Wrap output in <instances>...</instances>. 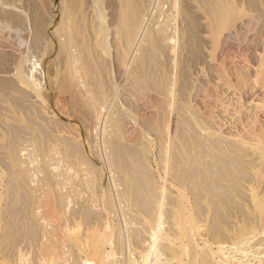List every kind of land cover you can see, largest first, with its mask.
Wrapping results in <instances>:
<instances>
[{"label":"rangeland","instance_id":"374dc122","mask_svg":"<svg viewBox=\"0 0 264 264\" xmlns=\"http://www.w3.org/2000/svg\"><path fill=\"white\" fill-rule=\"evenodd\" d=\"M6 1H8V4ZM91 1L95 2V0H0V32H2L3 30L8 31L10 29L11 35H15L16 29L20 27L21 24H24L25 22H30V17L32 15H35L34 17L36 18L37 23L31 22L32 30H34V28L35 30L31 31L30 36L28 37L29 43L32 44L33 42L32 45L35 44V47H36L35 55H37L35 58L40 59V60L42 59V55L40 53H42L41 51L43 49H42V46L40 45H43V41L45 40V37L50 36L54 40V51L49 55L47 59L44 58V60H42V64L34 72V76L38 79L41 78L40 80L44 82L42 93L38 94L35 91L30 92L24 87L18 85L17 81L15 80V77L12 74H9V73L4 74L0 72V192H1L0 194V204H1L0 205V264H9V262L12 263V259L8 260L9 254L12 256V258H14L15 261L19 259L18 256H20V259L21 258L24 259L23 256L25 255L21 256L22 253L26 254L25 256L26 259L24 260H27V261L24 262V260L19 259L18 263L16 264H22L23 262L24 264H32V263L33 264H46V263L54 264L55 262H56L55 264H63L61 263V261L64 262V260L67 261V262H64V264H67L69 255L72 254V249L79 250V247L72 246L70 243H67V241H65V243L64 242L61 243V241H63V239L61 240V238H63L62 236L66 235L68 232L67 230H65L67 227L64 229L65 230L64 232V230L62 229V227L64 228V226H60L59 223L63 225L64 224V223L62 224L63 221L66 223L65 219L67 220V218L69 219L71 218L68 221H72L73 224L71 222H68V225L70 223L72 227L74 226V229H73L74 234L76 235L80 234L79 236H83L81 233L83 232L85 233V231H87V227H90L92 224L96 225V227L94 228L97 229L98 224L100 227L101 222L103 221L108 222V224L114 227L116 223L118 225V223H120L121 221V220L119 221L120 219V215H118L119 211L116 212L114 215V211H116L117 209H120V203H119V198H118L120 196H121L120 200L122 201V203H124L123 207L125 208L124 210L125 213H129V215L126 214V216L127 217L130 216L129 218H126V219L131 223L134 222L132 224L135 226H133L134 228H131V230L129 231L128 239L124 235L126 239L122 237V239H120L119 242L117 240L112 243H109V242L106 243L107 246H105V248L107 249L106 250L107 252L112 251V253L114 252L118 253L117 254L118 261H116L118 264H123V263L126 264L128 262L129 256L127 257V253L125 252L127 250V247H129V244H132L133 250L137 253L136 255L140 254L141 252L140 250L142 249L141 245L143 243L142 236H146V234L150 232L152 224L156 220V217H157L156 210H157L158 203L161 202L159 196L162 190L164 192L166 191L165 199L164 201L161 202V206L164 207L163 209H165L164 211L166 213V217H167L166 219L174 221L175 218H177L179 215V220H181L179 221V223L181 227L185 226L186 224V221L183 219L191 215V212L197 213V210L200 212V214L199 213L197 214L198 215L197 219L201 218L199 219L201 221L200 224H202L204 228H207L211 225V223H216L217 225L219 224L218 220L221 219V217L219 218L218 214L220 213L222 214L226 213L228 215L229 214L228 212L233 211L237 215L244 214L246 212V209H248V207H246L245 204L248 203L249 199L254 198V199L262 200L264 202V183H263L264 182V165L262 166V164H264V158H263L264 157V144L261 142L262 132L261 130H259L260 127L258 128L256 127V126H261V125H262L261 127L264 126L263 125L264 123H262L264 122L263 121L264 120V111H263L264 110V95L262 93L264 89L263 87L262 89L260 87H255L253 89L254 91L253 95L248 93V95L245 96V93L244 95H242L243 91L242 89L239 88L238 81H237L238 78H241V77L243 78V76H247L246 75L248 74L247 67L254 68L257 70V72H259V70L262 67V63L264 62V57H262L264 55V51H263L264 45L262 44V42L264 41V20H263L264 19V16H263L264 15V0H225V1L220 0V2L219 0H216V2L218 1L219 5H221L218 8L219 12L222 13L221 16H223L224 14L228 15V18L230 20V23L228 25L221 24L222 17L220 16V14L218 15L217 19H215L213 12H212L213 9L211 11V6H212L211 2L215 0H157V1L156 0H96L97 4L99 3L98 5L96 4V8L93 7V3H90ZM159 3H161L162 6L161 4L158 5ZM236 6L239 8L235 9ZM258 6L261 10L257 8ZM25 7H28L29 10H27ZM150 7L152 8L150 9ZM83 8L85 10H83ZM172 8H173V11H172ZM174 9H177V10H174ZM151 11L153 12L152 14H151ZM97 12L98 13L100 12L99 14L102 16V18L96 15ZM147 13L148 14L150 13L149 14L150 16ZM171 15H174L173 18ZM87 16L89 17L87 18ZM146 17H149V18L147 19ZM163 17H165V19ZM78 18L79 20H77L78 22L77 23L76 19ZM168 19H170V21ZM23 20L25 21L23 22ZM165 20L167 23H169V25L168 24L166 25ZM240 20H247L248 24L246 25V28H244L242 32H239L236 35L233 34L232 35L233 37L230 36V38L228 39L226 43L224 40L225 39L224 35L226 31L229 28L233 27V23H235L236 21H240ZM147 21L148 23L146 24ZM142 23L145 24L146 28H145V31L139 32V27ZM94 24L95 26L100 25L101 27L100 33L96 34V37H94L92 33ZM110 24H111L110 26L111 29L109 27ZM117 24H120V27ZM213 24L216 27H214ZM71 25L73 26L71 28L74 29V32L76 34L75 36L77 38L78 36H80L83 43L88 48V52H87L88 54H85V56L87 57H84L85 68H86V71L88 72V83L86 85L87 89L84 92L74 89L73 87L70 86V82H69L70 76L66 74L65 67H64V63H65L66 56H67V51H65V48L63 50L64 52L62 51L61 52L62 54L60 53L58 55L59 58L57 57V53L59 52V48H60L59 38L62 37L63 34H67L68 28ZM81 25H82V28L80 27ZM37 26L40 27L41 29L37 30L38 28ZM6 27L8 29H6ZM217 27L220 29L217 30ZM80 28H81V32H80ZM116 29L119 30V32L117 31L119 35L115 31ZM141 32H143L142 33L143 35L141 34ZM254 32L255 33L257 32L256 35H253L255 34ZM90 33H91V36H90ZM217 33H219L218 35L222 39H220L219 37L218 38L216 37L215 34ZM37 34L39 37L37 36ZM115 34H117L118 36ZM115 36L117 38H114ZM32 37L35 39V41H33ZM37 37H38V40H37ZM89 37L92 39L91 40L88 39ZM213 37H216V39H214ZM170 40L172 41V43L170 42ZM78 41H79V38H78ZM236 41L239 42V44ZM37 42H41L42 44L37 43ZM89 42L91 45L89 44ZM135 43H137L138 45ZM248 44L249 45L251 44L250 47ZM116 45L117 47H115ZM218 45H220L219 49H218ZM132 49L135 55L133 54ZM215 49H216V53L214 52ZM99 50L102 53V55L101 53H99ZM212 50H213L212 52L213 54H211ZM228 50L230 52L226 53L228 52ZM248 50H250V52ZM37 51H39V53ZM237 51L240 53H236ZM131 53H132L133 58L131 56ZM224 53H225V56H224ZM16 54H17V47L13 49V54L10 53L9 55L5 54L3 51L0 50V70H1V66L7 63L8 60L11 61L10 58L12 59V61L15 60L17 56ZM259 55L261 59L258 60ZM228 56L230 57V59ZM241 56H242L241 58L242 60L241 59L239 60ZM203 58H204V61H203ZM214 58L216 60V63L214 61ZM108 59L110 60L108 61ZM243 59L244 60L247 59V61L244 62ZM137 61L139 64L137 63ZM97 64H99V66H97ZM232 64L233 65L235 64V67ZM103 65L105 67H103ZM238 65H240V69ZM88 66L90 67V69ZM132 66L133 67L135 66L136 68L134 67L133 69ZM48 67H50V72H48V69H47ZM241 68H242V71H241ZM201 69L203 70L201 71ZM245 69H246V72L244 75V73L242 72ZM140 71H142V73ZM119 72L121 76H119ZM238 72L240 73V75L238 74ZM234 74L236 75L234 76ZM254 75H255L254 72L250 76L248 74L249 77H255ZM63 76L67 77V79ZM203 77H205L206 79ZM226 77L230 81H227ZM207 78L210 80V82ZM195 80L197 81L195 82ZM225 80L227 81V83ZM198 81L201 82L203 85L201 89L199 90V92L194 94V87L198 83ZM229 82H232V83L234 82V84H231ZM103 88L106 89L107 91L104 90ZM150 91L158 95V103H157L158 105L156 104L153 107L154 118L153 116L152 117L148 116L149 120L146 117L142 119V117L138 113V107L135 108V106H137V102L142 97H144V95L147 92H150ZM228 92H230L231 94ZM77 94L79 95V97H77L78 96ZM80 95L82 96L80 97ZM109 96H110V100L107 102V100L109 99ZM197 96L199 97L197 98ZM160 100H162L163 104L162 102H160ZM171 100H173L172 104H171ZM111 101L113 102L110 103ZM167 102L170 104V109L175 110L173 113L174 114L176 113L175 115L179 121V122L178 121L176 122L175 127L173 128V131H172L173 135L171 134L172 136L171 135L169 136L165 128V121L167 119L166 114H169V112H172V110L171 111L169 110V106H168L169 104ZM109 104H110V107H109ZM159 104H162L161 108L164 110L160 108ZM164 105L166 106V108ZM107 106L109 108H107ZM95 109L102 110V112L104 113V114L102 113L103 116L100 121L101 123L97 125L93 121V119L89 120V118L94 117L95 112H96ZM107 109L109 110L107 111ZM115 110H117V112ZM105 112L108 114V116L106 115ZM158 113L159 114L161 113L160 118H159ZM179 114L180 116H178ZM182 115H184L183 116L184 118L182 117ZM47 116L49 117V119ZM257 117L259 118L257 119ZM131 118L134 119L135 121L134 120L132 121ZM213 118H216L220 122L216 123L215 121L216 123L215 124L214 121H212ZM50 119H52L53 121ZM159 119L162 123L159 121ZM186 119L188 120L186 121ZM46 120L48 123H46ZM55 120L58 122L57 123L58 125L56 124ZM117 120H120L122 125H126V126L134 125L136 126L135 127L136 130H137V127H138V130L141 129L140 131L137 130L139 135L137 132H135L132 135L133 137H130L129 140L122 139L121 137H119L118 132L116 130L118 126L121 124H119ZM145 120H146V123L144 122ZM59 121L63 122L62 124L64 125L63 127L61 124H60L61 126L59 125L60 123ZM107 122L110 124H107ZM133 122L136 124H134ZM211 123L214 125H212ZM47 124H51V125L48 126ZM91 124H93L95 127H92ZM178 124L182 126V130H184L185 132L182 131L181 128L179 129ZM106 125L110 127L111 129L110 128L107 129ZM146 125L147 126L149 125V127H146ZM52 127L53 129H51ZM59 127H62V128H59ZM103 127H105L106 130L108 131L103 130L105 129ZM60 129L61 131H64V132L68 131L67 133L74 134L77 137L76 141L74 140L72 142L74 147L70 141H67L68 143L66 144H68L69 146H66V144L64 143V140L58 137L57 134L60 132L58 131ZM98 129L100 131L99 133H98ZM178 129L179 131L181 130L180 133H178ZM248 129H250V131ZM191 130L194 131L193 133L191 132L193 134V138H192L191 133H189ZM104 131H106V133L111 131L109 136H111L113 133V136L111 137L112 138L114 137L115 141L117 142L116 144H114V146L117 144L119 145L118 142L120 141H121L120 142L121 144L122 142L123 144L125 143L124 146L120 144V147H121L120 153L122 152L121 153L122 156L124 155L127 159L123 156V159L121 157L120 161L114 162L113 158L115 157H113L114 156L113 150L112 148H110L109 146L107 147L106 145L105 139H107L106 138L107 136L103 134ZM186 133H188V135ZM198 133H200V135ZM185 134H186V137H188V140L185 138ZM55 135H57V137ZM179 135H181V138ZM93 136L97 138H94ZM102 136H105V137H102ZM100 138L102 141L100 140ZM198 138L201 139V141L200 140L198 141L201 144L199 143L197 144L201 146L203 145L202 147L198 146L196 143H195L196 146L195 144H193L195 140L196 141L198 140ZM168 141L169 143H167ZM188 141L190 142V144ZM211 141H213V144L214 143L215 144L213 145L212 143H210ZM223 141H226L228 143L226 144ZM101 142H105V144L104 143L101 144ZM206 143L208 144L204 146V144ZM78 144H80V146ZM187 144L188 146L189 145L190 146L188 147ZM93 145H95V147ZM128 145L130 147H128ZM98 146H100V148ZM168 146L169 148H167ZM68 147H70V149ZM131 147H133V150ZM190 147H191V150H189ZM203 147L205 150H207L206 152H204L205 150L202 149ZM228 147L230 149H228ZM34 148L36 150L35 152L33 150ZM73 148L74 150L76 148V150L78 151L80 149V151L79 152L74 151ZM101 148H103L105 152ZM98 149L100 150L99 152H98ZM129 149L132 150L133 152H131ZM127 150L129 151L127 152ZM200 150L201 151L204 150V151L201 153ZM167 151L169 154L167 153ZM208 151L210 154L211 153L212 154L210 155ZM164 152H166V154ZM196 152L199 154H196ZM214 152H216L215 153L216 155L213 154ZM34 153L37 154V157H35ZM99 154L100 156L98 157ZM167 154H168L167 156L168 161H166ZM200 154L202 156H200ZM79 155H80V158H79ZM82 155L83 156L87 155V156L85 158L84 157L82 158L81 157ZM106 155L109 158H106L107 157ZM174 155L175 156L178 155L177 156L178 158L176 157L177 160L179 159L178 164L177 162H175L176 159H174L175 158ZM71 156H74V157H71ZM189 156L190 158L192 156L191 161H190ZM231 159H233V161ZM235 159H237L238 161H235ZM123 160L124 161L126 160L127 163L124 162ZM202 160L204 161L206 160L204 162L205 164L203 163ZM225 160H227L226 162L227 165L224 162ZM228 160H231V161L228 162ZM35 161L36 163H34ZM142 161L143 163H141ZM165 161H166V164L168 165L165 164ZM206 162L207 164L208 163L210 164L212 162L214 163V164L212 163L213 165H211L213 171L210 169L209 164H208L209 167L207 166ZM114 164H117V167ZM164 164H165V167H164ZM194 164L196 165V167H193ZM144 165H147V167H145ZM70 166L71 167L73 166V168H71ZM105 166H107L106 168L108 170L110 169V172L105 168ZM218 166L220 167V170L218 169ZM69 167L71 169L67 170L69 169ZM200 167H201L202 172H199ZM90 168L92 169V171ZM135 168L137 169V171L135 170ZM59 169H60V172L62 173L59 172ZM164 169H167V172L166 170L164 171ZM209 169L211 172L209 171ZM190 171L192 172L194 171L195 173L193 174ZM218 171H221V172H218ZM202 173H203V178H202ZM63 174L65 175L66 178L62 176ZM191 174L195 176H191ZM190 176L192 177L191 180H190ZM232 176L234 179L232 178ZM118 177L121 179H118ZM164 178L166 179L165 182H164ZM201 178L203 179V181H201L202 180ZM62 179L64 180L63 182H61ZM113 179L115 182L113 181ZM209 179L211 182H209ZM167 180L169 181V183ZM194 180H196L195 181L196 183H191V182H194ZM216 181L221 182V185L219 182H217L219 183L218 185H220V187L217 184L214 186L215 184L214 182ZM120 182L123 184V186ZM163 182L165 183L166 186L163 184ZM233 182L235 184H233ZM118 183H120L121 185L120 184L118 185ZM149 183L151 184V187H148L150 185ZM152 184H154L155 186L154 185L152 186ZM196 184L199 190L196 187ZM89 185L91 186V188ZM211 186L213 190L210 189ZM152 187L153 188L155 187V189L152 190ZM157 187L158 189L161 187L159 189L160 192L158 189H156ZM188 187H190L189 190H188ZM97 188L99 189V191H97L98 190ZM107 188L110 189L109 192L107 191ZM238 188H240L239 189L240 191L238 190ZM90 189H93L94 191ZM192 190L193 192H191ZM214 192L216 194H214ZM200 193L202 194L201 196H200ZM141 194H143L144 196L142 198L143 200H140L142 197ZM192 194L194 195V197L192 196ZM137 195L141 197L138 198ZM111 196H112V199H111ZM170 196L172 198H170ZM187 196H188V199H186ZM146 199H148L149 201ZM198 199H199V204L195 202V200L198 201ZM111 200L113 201L112 203H110ZM210 200L211 201L216 200L218 201V203L216 205L214 203L209 204V202H211ZM193 202L195 203L193 204ZM237 202H238V205L236 204ZM153 203H156V204H153ZM175 203H177L179 206H177V204ZM200 205L203 208H201ZM215 206L218 208H216ZM190 207H192V209ZM204 207H205V210H204ZM146 208L148 209V212ZM36 210H37V214H36ZM110 210L112 211L110 212ZM206 210L208 211L206 212ZM250 211L254 214H261V213L264 214V207L252 208L250 209ZM182 212H183V215H182ZM205 212L207 213L206 214L207 217H205ZM85 213L87 215L91 214L92 216L90 215L87 217ZM110 213H113V214L110 215ZM61 214H65V215H62L61 217ZM48 215L49 217H51L50 219L48 218ZM94 215L98 216L100 219L98 217L95 218ZM151 215L153 217L152 220H150ZM41 216L42 218H45V221L41 219ZM131 216L133 217V219ZM135 217L138 218L137 221L135 220L136 219ZM149 217L150 219H148ZM59 218L63 220H59ZM98 219L101 221H99ZM33 220L35 221L36 225L34 224ZM55 220L57 223L55 222ZM138 221H140V224L138 223ZM31 222H33L32 225H31ZM43 222H44V225H43ZM45 222H46V225H45ZM137 223L138 225H136ZM77 226L78 228H76L75 230V227ZM141 226L143 228L145 227V229L141 228ZM31 227H32V230H31ZM44 227H46L45 230H43ZM192 227H195V224ZM95 229H93L92 232H95ZM54 230H56L57 232ZM52 231H54L55 234H53ZM60 231L64 232V234L61 233ZM98 231L99 230L97 229L96 232ZM143 232L144 233L146 232V233L144 234ZM29 233L31 234L32 237H30ZM45 233L47 234L48 237L46 235L44 236ZM15 238H16V241H15ZM47 239L49 240V243L48 241H46ZM134 239H136V242ZM17 241L18 243H16ZM137 243H140V244L138 245ZM16 244L17 245L19 244L18 246L21 245L20 247L24 249V250L22 249V253L20 252L19 254H17ZM48 244L50 245V248H48L49 246ZM62 244L63 245L65 244V245L63 246ZM42 247H45V248L41 249ZM60 247L62 248L63 251L61 250ZM46 248L48 249L47 251H46ZM124 248H125V252L123 251ZM64 250H65V254H64ZM53 252L55 255L54 257L53 256L51 257L52 254L50 253H53ZM120 252H121V256H120ZM80 253L79 251L77 253L78 255L73 253L74 254L73 259L77 263L79 262L77 261V258L78 260H79V257L81 258ZM48 255H50L49 256L50 258L48 257ZM41 256L43 258H40ZM55 256H57L56 258L57 261H55L56 260ZM29 258L32 261L28 260ZM33 259H35V261ZM42 259H44L45 261L44 260L41 261ZM94 259L96 262H98L97 256H94ZM21 261L23 262L19 263ZM172 261L175 262V259H172Z\"/></svg>","mask_w":264,"mask_h":264},{"label":"bare ground","instance_id":"6f19581e","mask_svg":"<svg viewBox=\"0 0 264 264\" xmlns=\"http://www.w3.org/2000/svg\"><path fill=\"white\" fill-rule=\"evenodd\" d=\"M157 1V0H156ZM225 1V0H224ZM7 2V4H8V1H6ZM74 2V1H73ZM124 2V1H123ZM202 2V1H201ZM208 2V1H207ZM219 2H220V0H219ZM219 2L217 1L216 2V0L215 1H213V2H211V4H212V6H211V11H212V9H213V15H214V17H215V19H217V17H218V15L220 14V16H221V14L222 13H220L219 12V10H218V8H219V6H221V5H219ZM84 3V2H83ZM90 3H93V7L94 8H96V4H97V1L95 0V2L93 1H91ZM157 3V2H156ZM190 3V2H189ZM205 3V2H204ZM78 4V3H77ZM99 4V3H98ZM97 4V5H98ZM161 3H159L158 5H160ZM73 5V4H72ZM86 5V4H85ZM152 5V4H151ZM154 5H156V4H154ZM223 5V4H222ZM79 6V5H78ZM161 6H162V4H161ZM196 6V5H195ZM242 6V5H241ZM257 6V5H256ZM85 7V6H84ZM157 7V6H156ZM172 7V6H171ZM27 10H29L28 9V7H25ZM97 8H98V6H97ZM152 7H150V9H151ZM175 8V7H174ZM195 8V7H194ZM236 8H239V7H235V9ZM249 8V7H248ZM257 8H259V6L257 7ZM89 9V8H88ZM101 9V8H100ZM159 9V8H158ZM234 9V8H233ZM234 9V10H235ZM245 9V8H244ZM83 10H85L84 8H83ZM96 10V9H95ZM155 10V9H154ZM174 10H177V9H174ZM198 10V9H197ZM259 10H261L260 8H259ZM150 11V10H149ZM158 11V10H157ZM172 11H173V8H172ZM209 11V10H208ZM170 12V11H169ZM175 12V11H174ZM198 12V11H197ZM217 14H216V13ZM260 12V11H259ZM90 13V12H89ZM88 13V14H89ZM100 13V12H99ZM98 12H97V16L98 17H101L102 18V16L99 14ZM153 12L151 11V14H152ZM172 13V12H171ZM148 14V13H147ZM150 14V13H149ZM148 14V15H149ZM176 14V13H175ZM261 14V13H260ZM105 15V14H104ZM224 15H225V17H224ZM223 16H221L222 18H221V24L222 25H228L229 23H230V20H229V18H228V15L227 14H224ZM244 15V14H243ZM253 15V14H252ZM262 15V14H261ZM35 15H32L31 17H30V22H25L24 24H21L20 25V27H18L17 29H16V32H15V35H11V33H10V29L8 30V31H6V30H3L2 32H0V50L1 51H3L5 54H7V55H9L10 53L11 54H13V49H15L16 47H17V56H16V58H15V60H13L12 61V59L10 58V60L11 61H7V63H5L4 65H2L1 66V70H0V72H2V73H4V74H12L14 77H15V80L17 81V84L18 85H20V86H22V87H24L25 89H27V90H29L30 92L31 91H35V92H37L38 94L39 93H42L43 92V83L44 82H42V80H40V79H38V78H36L35 76H34V72H35V70L38 68V67H40V65L42 64V60H44V58L45 59H47L48 57H49V55L54 51V40H53V38H51L50 36L48 37H45V40L43 41V45H40V46H42V53H40L41 55H42V59L40 60V59H37V58H35L37 55H35V53H36V50H35V44L34 45H32L33 44V42H32V44L31 43H29V41H28V37L30 36V32L31 31H34L35 30V28H34V30H32V23L31 22H35V23H37V21H36V18L34 17ZM78 16H80V15H78ZM137 16V15H136ZM150 16V15H149ZM166 16H167V14H166ZM172 16V18H173V16L174 15H171ZM170 16V17H171ZM195 16V15H194ZM200 16V15H199ZM212 16V15H211ZM251 16V15H250ZM264 16V15H263ZM89 16H87V18H88ZM92 17V16H91ZM231 17V16H230ZM54 18V17H53ZM80 18V17H79ZM79 18L78 19H76V22H77V20H79ZM100 18V19H101ZM147 19L149 18V17H146ZM164 19H165V17H163ZM168 18V17H167ZM201 18V17H200ZM65 19V18H64ZM140 19V18H139ZM238 19V18H237ZM68 20V19H67ZM83 20V19H82ZM91 20V19H90ZM94 20V19H93ZM108 20V19H107ZM142 20H143V18H142ZM169 21H170V19H168ZM207 20V19H206ZM205 20V21H206ZM264 20V19H263ZM25 20H23V22H24ZM133 21V20H132ZM136 21V20H135ZM145 21H146V19H145ZM168 21V22H169ZM204 21V20H203ZM262 21V20H261ZM42 22V21H41ZM44 22V21H43ZM75 22V23H76ZM96 22V21H95ZM138 22V21H137ZM158 22V21H157ZM165 22H166V20H165ZM34 23V24H35ZM45 23H46V21H45ZM63 23V22H62ZM78 23V22H77ZM82 23V22H81ZM108 23H109V21H108ZM130 23H131V21H130ZM148 23V21L146 22V24ZM207 23V22H206ZM255 23H256V21H255ZM254 23V24H255ZM44 24V23H43ZM48 24V23H47ZM46 24V25H47ZM66 24V23H65ZM122 24V23H121ZM169 25V23H167L166 22V25ZM198 24V23H197ZM209 24V23H208ZM248 24V22H247V20H240V21H236L235 23H233V27L232 28H229L227 31H226V33H225V35H224V40H225V42L227 43V41H228V39L230 38V36H232L233 34H238L239 32H242V30L244 29V28H246V25ZM104 25V24H103ZM108 25V24H107ZM115 25H116V23H115ZM114 25V26H115ZM119 27H120V24H117ZM138 25V24H137ZM160 25V24H159ZM201 25V24H200ZM211 25V24H210ZM230 25H232V24H230ZM256 25V24H255ZM34 26V25H33ZM44 26V25H43ZM60 26V25H59ZM111 26V24L109 25V27ZM132 26V25H131ZM145 26V24H141L140 25V27H139V32L140 31H145V28H146V26ZM213 26H214V24H213ZM212 26V27H213ZM38 27V26H37ZM71 27H73L72 25L71 26H69V28H68V32H67V34H63L62 35V37H60L59 38V44H60V48H59V52H58V50H57V57L59 58V54L64 50V48H65V51H67V56H66V60H65V63H64V67H65V72H66V74H68L69 76H70V80H69V82H70V86L71 87H73L74 89H77V90H79V91H85L86 89H87V83H88V72L86 71V68H85V64H84V57H87V56H85V54H88L87 52H88V48L86 47V45L83 43V41H82V39H81V37L80 36H78V38H79V41H78V38L75 36L76 34H75V32H74V29L73 28H71ZM77 27V26H76ZM81 28H82V25L80 26ZM90 27V26H89ZM113 27V26H112ZM118 27V28H119ZM166 27V26H165ZM203 27V26H202ZM214 27H216V26H214ZM231 27V26H230ZM9 28H10V26H9ZM44 28V27H43ZM81 28H80V32H81ZM115 28V27H114ZM176 28V27H175ZM210 28V27H209ZM249 28V27H248ZM6 29H8L7 27H6ZM41 28L40 27H38L37 28V30H40ZM59 29V28H58ZM64 29V28H63ZM110 29H111V27H110ZM144 29V30H143ZM168 29H169V27H168ZM211 29V28H210ZM218 29H220V28H218L217 27V30ZM227 29V28H226ZM262 29V28H261ZM45 30V29H44ZM86 30V29H85ZM100 30H101V27H100V25L99 26H95V24H94V27H93V30H92V33H93V35H94V37H96V34H98V33H100ZM138 30V29H137ZM176 30V29H175ZM209 30V29H208ZM259 30V29H258ZM87 31V30H86ZM88 31H90V30H88ZM116 32L118 31L119 32V30H115ZM174 31V30H173ZM199 31H200V29H199ZM210 31V30H209ZM225 31V30H224ZM260 31V30H259ZM258 31V32H259ZM46 32V31H45ZM115 32V33H116ZM118 32H117V34H118ZM212 32V31H211ZM211 32H210V34H211ZM221 32H222V30H221ZM59 33V32H58ZM143 32H141V34H142ZM156 33V32H155ZM176 33H177V31H176ZM255 33V32H254ZM257 33V32H256ZM256 33L255 34H253V35H256ZM35 34V33H34ZM80 34V33H79ZM86 34V33H85ZM117 34H115V35H117ZM134 34H135V32H134ZM137 34H138V32H137ZM140 34V33H139ZM140 34V35H141ZM166 34H167V32H166ZM219 33H217V34H215L216 35V37L218 38L219 37V35H218ZM33 35V34H32ZM44 35V34H43ZM54 35V34H53ZM59 35V34H58ZM111 35V34H110ZM119 35V34H118ZM117 35V36H118ZM143 35V34H142ZM141 35V36H142ZM145 35V34H144ZM147 35V34H146ZM174 35V34H173ZM222 35H223V33H222ZM248 35V34H247ZM258 35V34H257ZM37 36H38V34H37ZM90 36H91V33H90ZM160 36V35H159ZM163 36V35H162ZM168 36V35H167ZM201 36V35H200ZM238 36V35H237ZM241 36V35H240ZM39 37V36H38ZM38 37H37V40H38ZM64 37V38H63ZM111 37V36H110ZM135 37V36H134ZM145 37V36H144ZM174 37V36H173ZM216 37H213L214 39H216ZM222 37V36H221ZM233 37V36H232ZM250 37V36H249ZM252 37V36H251ZM258 37V36H257ZM256 37V38H257ZM33 38V37H32ZM31 38V39H32ZM42 38V37H41ZM100 38V37H99ZM114 38H117L116 36L114 37ZM113 38V39H114ZM156 38H157V36H156ZM159 38V37H158ZM162 38V37H161ZM207 38V37H206ZM220 38V37H219ZM237 38V37H236ZM247 38V37H246ZM88 39H92V38H88ZM88 39H87V41H88ZM139 39H140V37H139ZM147 39V38H146ZM213 39V40H214ZM220 39H222V38H220ZM251 39V38H250ZM254 39V38H253ZM41 40V39H40ZM85 40V39H84ZM89 40V41H90ZM138 40V39H137ZM168 40V39H167ZM173 40H174V38H173ZM210 40V39H209ZM212 40V41H213ZM239 40V39H238ZM245 40H247V39H245ZM255 40V39H254ZM33 41H35V39L33 38ZM115 41V40H114ZM124 41V40H123ZM178 41V40H177ZM240 41V40H239ZM74 42V43H73ZM116 42V41H115ZM118 42V41H117ZM128 42V41H127ZM138 42V41H137ZM170 42L172 43V41L170 40ZM175 42V41H174ZM234 42V41H233ZM237 42V41H236ZM255 42V41H254ZM264 42V41H263ZM262 42V44L264 45V43ZM37 43H40V44H42L41 42H37ZM73 43V44H72ZM145 43V42H144ZM148 43V42H147ZM202 43V42H201ZM215 43H216V41H215ZM220 43V42H219ZM218 43V44H219ZM238 44H239V42H237ZM249 43V42H248ZM89 44H90V42H89ZM114 44V43H113ZM135 44H137V43H135ZM142 44V43H141ZM230 44V43H229ZM229 44H228V46H229ZM242 44V43H241ZM39 45V44H38ZM91 45V44H90ZM89 45V46H90ZM138 45V44H137ZM249 45V44H248ZM251 45V44H250ZM250 45H249V47H250ZM165 46V45H164ZM200 46H201V44H200ZM219 46L220 45H218V49H219ZM241 46V45H240ZM39 47V46H38ZM105 47V46H104ZM114 47V46H113ZM115 47H117V45L115 46ZM136 47H138V46H136ZM148 47V46H147ZM217 47V46H216ZM239 47V46H238ZM246 47V46H245ZM244 47V48H245ZM255 47V46H254ZM211 48V47H210ZM247 48V47H246ZM252 48V47H251ZM40 49V48H39ZM126 49V48H125ZM137 49V48H136ZM149 49V48H148ZM163 49V48H162ZM201 49V48H200ZM224 49V48H223ZM232 49V48H231ZM115 50V49H114ZM128 50V49H127ZM142 50H144V49H142ZM260 50V49H259ZM105 51V50H104ZM132 51H133V49H132ZM140 51V50H139ZM236 51V50H235ZM240 51V50H239ZM245 51V50H244ZM249 52H250V50H248ZM264 51V50H263ZM38 53H39V51H37ZM64 52V51H63ZM98 52V51H97ZM128 52V51H127ZM213 52V50L211 51V54H213L212 53ZM215 53H216V49H215V51H214ZM225 52V51H224ZM230 51L228 50V52H226V53H229ZM66 53V52H65ZM99 53H101L100 52V50H99ZM126 53V52H125ZM202 53V52H201ZM205 53V52H204ZM223 53V52H222ZM236 53H240V52H236ZM252 53H254V52H252ZM62 54V53H61ZM94 54V53H93ZM105 54H107V53H105ZM116 54V53H115ZM133 54H134V51H133ZM208 54H209V52H208ZM246 54V53H245ZM259 54V53H258ZM101 55H102V53H101ZM135 55V54H134ZM141 55V54H140ZM144 55H145V53H144ZM202 55V54H201ZM230 55V54H229ZM234 55V54H233ZM238 55V54H237ZM250 55V54H249ZM254 55V54H253ZM63 56V55H62ZM112 56V55H111ZM122 56V55H121ZM128 56V55H127ZM131 56H132V53H131ZM147 56V55H146ZM213 56V55H212ZM224 56H225V53H224ZM243 56H244V54H243ZM248 56V55H247ZM118 57V56H117ZM203 57V56H202ZM206 57V56H205ZM229 57V56H228ZM246 57V56H245ZM244 57V58H245ZM257 57V56H256ZM262 57H264V55L262 56ZM9 58V57H8ZM108 58V57H107ZM122 58V57H121ZM120 58V59H121ZM125 58V57H124ZM130 58V57H129ZM132 58H133V56H132ZM232 58V57H231ZM236 58V57H235ZM242 58V56L239 58V60ZM248 58V57H247ZM57 59V58H56ZM61 59V58H60ZM59 59V60H60ZM87 59V58H86ZM93 59V58H92ZM119 59V58H118ZM138 59V58H137ZM212 59H213V57H212ZM229 59H230V57H229ZM234 59V58H233ZM233 59H232V61H233ZM259 59H261V57H260V55H259V57H258V60ZM91 60V59H90ZM110 59H108V61H109ZM146 60V59H145ZM202 60V59H201ZM236 60V59H235ZM242 60V59H241ZM248 60H250V59H248ZM120 61V60H119ZM203 61H204V58H203ZM214 61H215V63H216V60H215V58H214ZM217 61H219V60H217ZM228 61V60H227ZM243 61L244 62H246L247 61V59L246 60H244L243 59ZM55 62H57V61H55ZM96 62V61H95ZM130 62V61H129ZM134 62H135V60H134ZM196 62V61H195ZM211 62V61H210ZM253 62V61H252ZM87 63V62H86ZM126 63V62H125ZM133 63V62H132ZM137 63H138V61H137ZM146 63V62H145ZM201 63V62H200ZM218 63V62H217ZM225 63V62H224ZM237 63V62H236ZM235 63V64H236ZM258 63H259V61H258ZM104 64V63H103ZM108 64V63H107ZM116 64V63H115ZM119 64H120V62H119ZM139 64V63H138ZM199 64V63H198ZM235 64L233 65L234 67H235ZM245 64H247V63H245ZM249 64V63H248ZM251 64V63H250ZM105 65V64H104ZM103 65V67H105ZM132 65H134V64H132ZM218 65V64H217ZM252 65V64H251ZM55 66V65H54ZM53 66V67H54ZM62 66H63V64H62ZM97 66H99V64H97ZM112 66H113V64H112ZM122 66V65H121ZM135 66H136V64H135ZM134 66V67H135ZM208 66V65H207ZM227 66V65H226ZM225 66V67H226ZM231 66V65H230ZM89 67V66H88ZM119 67V66H118ZM125 67H126V65H125ZM127 67H128V65H127ZM133 67V66H132ZM134 67H133V69H134ZM196 67V66H195ZM238 67H239V69H240V65H238ZM252 67V66H251ZM254 67V66H253ZM116 68V67H115ZM122 68V67H121ZM120 68V69H121ZM136 68V67H135ZM199 68V67H198ZM201 68V67H200ZM211 68V67H210ZM48 69V72H50V67H48L47 68ZM55 69V68H54ZM89 69H90V67H89ZM100 69H101V67H100ZM113 69V68H112ZM128 69V68H127ZM230 69H231V67H230ZM247 69H248V74H249V76L250 75H252L253 74V72H254V76L255 77H249L248 76V74H246L247 76H243V78L241 77V78H238V85H239V88L240 89H242V91H243V94L242 95H244V93H245V96L246 95H248V93L249 94H254V91H253V89L255 88V87H260L261 89H262V87H263V89H264V62L262 63V67H261V69L259 70V72H257V70L256 69H254V68H250V67H247ZM52 70H53V68H52ZM106 70V69H105ZM111 70V69H110ZM142 70V69H141ZM203 69H201V71H202ZM47 71V70H46ZM99 71V70H98ZM222 71V70H221ZM230 71V70H229ZM239 71V70H238ZM241 71H242V68H241ZM141 73H142V71H140ZM200 72V71H199ZM245 72H246V69L245 70H243V72L242 73H244V75H245ZM115 73V72H114ZM118 73V72H117ZM124 73V72H123ZM125 73H126V71H125ZM130 73H131V71H130ZM193 73V72H192ZM203 73V72H202ZM214 73V72H213ZM234 73V72H233ZM237 73V72H236ZM39 74V73H38ZM41 74V73H40ZM66 74H64V75H66ZM223 74V73H222ZM222 74H221V76H222ZM238 74L240 75V73L238 72ZM100 75V74H99ZM104 75V74H103ZM103 75H101V76H103ZM127 75V74H126ZM199 75V74H198ZM201 75V74H200ZM229 75V74H228ZM236 74H234V76H235ZM41 76V75H40ZM119 76H121L120 75V72H119ZM136 76V75H135ZM150 76V75H149ZM206 76V75H205ZM207 76H208V74H207ZM206 76V77H207ZM62 77V76H61ZM63 77H65V76H63ZM153 77H155V76H153ZM217 77H219V76H217ZM238 77V76H237ZM240 77V76H239ZM66 79H67V77H65ZM105 78V77H104ZM103 78V79H104ZM120 78H122V77H120ZM127 78H128V76H127ZM161 78V77H160ZM193 78V77H192ZM203 78H205V77H203ZM211 78V77H210ZM224 78V77H223ZM229 78V77H228ZM43 79V78H42ZM115 79V78H114ZM131 79V78H130ZM153 79V78H152ZM158 79H159V77H158ZM206 79V78H205ZM208 79V78H207ZM216 79V78H215ZM225 79V78H224ZM226 79H227V77H226ZM50 80V79H49ZM58 80V79H57ZM62 80V79H61ZM117 80H118V78H117ZM147 80V79H146ZM154 80H155V78H154ZM209 80V79H208ZM218 80V79H217ZM233 80V79H232ZM60 81V80H59ZM64 81V80H63ZM160 81V80H159ZM197 80H195V82H196ZM214 81V80H213ZM226 81V80H225ZM227 81H230L229 79H227ZM227 81H226V83H227ZM235 81V80H234ZM55 82V81H54ZM110 82H111V80H110ZM130 82H131V80H130ZM162 82H163V80H162ZM203 82H204V80H203ZM206 82V81H205ZM209 82H210V80H209ZM212 82V81H211ZM236 82V81H235ZM90 83V82H89ZM94 83H95V81H94ZM215 83H216V81H215ZM229 83H231V84H234V82L232 83V82H229ZM59 84H60V82H59ZM61 84H62V82H61ZM66 84V83H65ZM108 84V83H107ZM127 84V83H126ZM225 84V83H224ZM237 84V83H236ZM93 85V84H92ZM100 85V84H99ZM167 85V84H166ZM202 83L201 82H199L198 81V83L195 85V87H194V94H196L197 92H199V90L201 89V87H202ZM210 85H211V83H210ZM217 85V84H216ZM116 86H118V85H116ZM116 86H115V88H116ZM124 86V85H123ZM169 86V85H168ZM212 86H214V85H212ZM224 86V85H223ZM64 87V86H63ZM119 87H120V85H119ZM125 87V86H124ZM159 87V86H158ZM216 87V86H215ZM214 87V88H215ZM221 87V86H220ZM224 88V87H223ZM73 89V90H74ZM104 89V88H103ZM203 89V88H202ZM209 89H210V87H209ZM97 90V89H96ZM104 90H106V89H104ZM223 90V89H222ZM228 90V89H227ZM226 90V91H227ZM89 91V90H88ZM87 91V92H88ZM107 91V90H106ZM105 91V92H106ZM114 91V90H113ZM211 91V90H210ZM87 92H85V93H87ZM110 92V91H109ZM209 92V91H208ZM231 92V91H230ZM230 92H228V93H230ZM259 92V91H258ZM104 93V92H103ZM162 93H163V91H162ZM228 93H227V95H228ZM263 93V95H264V91L262 92ZM73 94V93H72ZM76 94V93H75ZM74 94V95H75ZM105 94V93H104ZM143 94V93H142ZM141 94V95H142ZM184 94V93H183ZM202 94V93H201ZM204 94V93H203ZM219 94V93H218ZM226 94V93H225ZM231 94V93H230ZM241 94V93H240ZM257 94V93H256ZM78 95V94H77ZM83 95V94H82ZM82 95H80V97L82 96ZM90 95V94H89ZM99 95V94H98ZM111 95H112V93H111ZM199 95V94H198ZM206 95V94H205ZM220 95V94H219ZM222 95V94H221ZM140 96V95H139ZM143 96V95H142ZM141 96V97H142ZM161 96V95H160ZM209 96V95H208ZM212 96V95H211ZM255 96V95H254ZM77 97H79V95L77 96ZM199 96H197V98H198ZM225 97V96H224ZM76 98V97H75ZM138 98V97H137ZM232 98V97H231ZM234 98V97H233ZM250 98V97H249ZM124 99V98H123ZM206 99V98H205ZM208 99V98H207ZM237 99H239V98H237ZM252 99V98H251ZM88 100V99H87ZM110 100V96H109V99L107 100V102ZM176 100V99H175ZM198 100V99H197ZM213 100V99H212ZM218 100V99H217ZM253 100V99H252ZM251 100V101H252ZM78 101V100H77ZM76 101V102H77ZM137 101V100H136ZM177 101V100H176ZM189 101V100H188ZM211 101V100H210ZM241 101V100H240ZM262 101V100H261ZM113 101H111L110 103H112ZM160 102H162V100H160ZM172 102H173V100H171V104H172ZM199 102V101H198ZM201 102V101H200ZM209 102V101H208ZM212 102V101H211ZM211 102H210V104H211ZM223 102V101H222ZM233 102V101H232ZM79 103V102H78ZM158 103V95L156 94V93H153V92H147L145 95H144V97H142L138 102H137V106H135V108L136 107H138V113H139V115L142 117V119L143 118H147L148 119V116L150 117H152L153 115H154V110H153V107L156 105ZM168 103V102H167ZM234 103V102H233ZM241 103V102H240ZM162 104H163V102H162ZM162 104H159V106H160V108L162 107ZM169 104V103H168ZM178 104V103H177ZM196 104V103H195ZM105 105H107V104H105ZM158 105V104H157ZM174 105V104H173ZM216 105V104H215ZM214 105V106H215ZM239 105V104H238ZM158 106V107H159ZM165 106V105H164ZM169 106V110L171 111L172 110V112H169V114H166L167 115V119H166V121H165V128H166V131H167V133L169 134V136L172 134V131H173V128L175 127V124H176V122L178 121V118L176 117V113L174 114L173 112L175 111V110H173V109H170V104L168 105ZM209 106V105H208ZM217 106V105H216ZM241 106V105H240ZM248 106V105H247ZM85 107V106H84ZM99 107V106H98ZM109 107H110V104H109ZM108 106H107V108H109ZM172 107V106H171ZM206 107H207V105H206ZM230 107V106H229ZM234 107V106H233ZM97 108V107H96ZM135 108H134V110H135ZM164 108V107H163ZM165 108H166V106H165ZM173 108V107H172ZM213 108V107H212ZM227 108V107H226ZM240 108V107H239ZM89 109V108H88ZM102 109V108H101ZM159 109V108H158ZM162 109V108H161ZM187 109V108H186ZM201 109V108H200ZM210 109V108H209ZM232 109V108H231ZM94 110V109H93ZM109 109H107V111H108ZM160 110V109H159ZM162 110H164V109H162ZM167 110V109H166ZM168 110V111H169ZM202 110H203V108H202ZM201 110V111H202ZM244 110V109H243ZM263 110V109H262ZM95 115H94V117L92 118H89V120H91V119H93V121L96 123V125L97 124H99V123H101L100 121H101V118H102V116H103V112H102V110H97V109H95ZM105 111V110H104ZM116 112H117V110H115ZM119 111V110H118ZM167 111V112H168ZM197 111V110H196ZM210 111V110H209ZM264 111V110H263ZM116 112H115V114H116ZM159 112V111H158ZM230 112V111H229ZM246 112V111H245ZM256 112V111H255ZM254 112V113H255ZM262 112V111H261ZM103 113V114H102ZM106 113V112H105ZM207 113V112H206ZM209 113V112H208ZM248 113V112H247ZM253 113V114H254ZM258 113H259V111H258ZM159 114V113H158ZM161 114V113H160ZM160 114H159V118H160ZM178 114V113H177ZM197 114V113H196ZM203 114V113H202ZM211 114V113H210ZM106 115L108 116V114L106 113ZM111 115V114H110ZM165 115V116H166ZM252 115V114H251ZM255 115V114H254ZM113 116V115H112ZM162 116V115H161ZM178 116H180V114L178 115ZM184 115H182V117H183ZM258 116H259V114H258ZM263 116V115H262ZM48 117V116H47ZM88 117V116H87ZM115 117V116H114ZM224 117V116H223ZM108 118V117H107ZM116 118V117H115ZM117 118H118V116H117ZM153 118H154V116H153ZM152 118V119H153ZM184 118V117H183ZM250 118V117H249ZM259 117H257V119H258ZM46 119V118H45ZM48 119H49V117H48ZM104 119H105V117H104ZM151 119V118H150ZM202 119V118H201ZM245 119V118H244ZM262 119V118H261ZM50 120H52V119H50ZM53 120H54V118H53ZM52 120V121H53ZM131 120L133 121L134 119H132L131 118ZM149 120V119H148ZM188 119H186V121H187ZM243 120V119H242ZM254 120H255V118H254ZM49 121V120H48ZM118 122H119V124H121V122H120V120H117ZM125 121V120H124ZM135 121V120H134ZM159 121H160V119H159ZM210 121V120H209ZM212 121H214V123H215V121H216V123H219L220 121L219 120H217L216 118H213L212 119ZM211 121V122H212ZM264 121V120H263ZM55 122H56V124L58 123L56 120H55ZM54 122V123H55ZM60 122V121H59ZM62 122V121H61ZM59 123V125L61 124H63V122L62 123ZM130 122V121H129ZM145 123H146V120L144 121ZM161 122V121H160ZM179 122V121H178ZM180 122H182V121H180ZM46 123H48L47 122V120H46ZM51 123H53V122H51ZM69 123V122H68ZM102 123H103V121H102ZM134 123V122H133ZM139 123V122H138ZM147 123H148V121H147ZM150 123H151V121H150ZM162 123V122H161ZM189 123V122H188ZM215 123V124H216ZM229 123V122H228ZM261 123V122H260ZM262 123H264V122H262ZM66 124V123H65ZM70 124V123H69ZM86 124H87V122H86ZM107 124H110V123H108L107 122ZM134 124H136V123H134ZM153 124V123H152ZM180 124V123H179ZM178 124V125H179ZM183 124H185V123H183ZM182 124V125H183ZM212 124V123H211ZM48 126H50L51 124H47ZM58 125V124H57ZM60 125V126H61ZM92 125V127H95L93 124H91ZM212 125H214V124H212ZM243 125H245V124H243ZM252 125V124H251ZM250 125V126H251ZM264 125V124H263ZM64 125H62V127H63ZM68 126V125H67ZM88 126V125H87ZM101 126H103V125H101ZM107 126V125H106ZM151 126V125H150ZM262 126V125H261ZM261 126H256L257 128L258 127H260L259 128V130H261V142L264 144V126L263 127H261ZM55 127V126H54ZM62 127H59V128H62ZM97 127V126H96ZM136 126H126V125H119L118 126V128H117V132H118V135H119V137H121L122 139H126V140H129L130 139V137H133L132 135H133V133H135V132H137V130H138V127H137V130H136V128H135ZM146 127H149V125L147 126L146 125ZM215 127H217V126H215ZM255 127V126H254ZM59 128H57V129H59ZM100 128V127H99ZM103 128H105V127H103ZM108 128H110V127H108L107 126V129ZM113 128V127H112ZM181 128V130H182V126H180L179 125V129ZM219 128V127H218ZM51 129H53V127L51 128ZM63 129H65V128H63ZM111 129V128H110ZM140 129V128H139ZM179 129H178V133H180V131H179ZM192 129V128H191ZM55 130V129H54ZM74 130V129H73ZM95 130V129H94ZM103 130H106V128L105 129H103ZM114 130V129H113ZM141 130V129H140ZM140 130H138V131H140ZM152 130H153V128H152ZM249 131H250V129H248ZM252 130H253V128H252ZM256 130V129H255ZM58 131H60L57 135H58V137L60 138V139H62V140H64V143L66 144V143H68L67 141H70L71 142V144H72V142L75 140L76 141V136L74 135V134H69V133H67V132H64V131H61V129L60 130H58ZM57 131V132H58ZM70 131V130H69ZM106 131H108V130H106ZM106 131H104V135L105 136H107L106 138L107 139H105L106 141V145H107V147L109 146L110 148H112V150H113V157H115V158H113L114 159V162L115 161H120L121 160V157H122V159H123V156H122V152L120 153V142H118L119 143V145L117 144V145H115L114 146V144H116L117 142L115 141V139H114V137L112 138L111 136H113V133H112V135L111 136H109L110 135V132L112 131H109V132H107L106 133ZM182 131H184V130H182ZM232 131V130H231ZM77 132V131H76ZM100 131H99V129H98V133H99ZM185 132V131H184ZM193 133L194 131H190L189 133ZM224 132V131H223ZM252 132V131H251ZM48 133H49V131H48ZM92 133V132H91ZM138 133V132H137ZM156 133V132H155ZM191 133V135H192V138H193V134ZM77 134V133H76ZM157 134V133H156ZM187 135H188V133H186ZM186 134H185V138L188 140V137H186ZM195 134H196V132H195ZM199 135H200V133H198ZM242 134H243V132H242ZM57 135H55L56 137H57ZM79 135V134H78ZM94 135V134H93ZM138 135H139V133H138ZM173 135V134H172ZM171 135V136H172ZM183 135V134H182ZM256 135V134H255ZM96 136V135H95ZM95 136H93L94 138H97V137H95ZM105 136H102V137H105ZM180 136V138H181V135H179ZM243 136V135H242ZM92 137V136H91ZM137 137V136H136ZM140 137V136H139ZM139 137H138V139H139ZM150 137V136H149ZM194 137H195V135H194ZM223 137V136H222ZM246 137H247V135H246ZM85 138V137H84ZM99 138V137H98ZM174 138V137H173ZM184 138V139H185ZM253 138V137H252ZM79 139V138H78ZM136 139V138H135ZM195 139V138H194ZM209 139V138H208ZM215 139V138H214ZM219 139V138H218ZM251 139V138H250ZM61 140V141H62ZM100 140H101V138H100ZM187 140H186V142H187ZM201 141V139H199L198 138V140L196 141L195 140V142L193 143V144H197V143H199V144H201L200 142H198V141ZM210 140H212V139H210ZM89 141V140H88ZM102 141V140H101ZM104 141V140H103ZM170 141V140H169ZM169 141L167 142V143H169ZM221 141H222V139H221ZM231 141V140H230ZM259 141V140H258ZM63 142V141H62ZM78 142V141H77ZM79 142H80V140H79ZM82 142V141H81ZM105 142H101V144H105ZM144 142V141H143ZM174 142H175V140H174ZM189 142V141H188ZM223 142H225L226 144L228 143V142H226V141H223ZM53 143V142H52ZM94 143H96V142H94ZM145 143V142H144ZM147 143V142H146ZM177 143V142H176ZM183 143H184V141H183ZM202 143H204V142H202ZM210 143H212L213 144V141H211ZM75 144V143H74ZM99 144V143H98ZM125 144V143H124ZM124 144H123V142H122V144L121 145H123L124 146ZM165 144V143H164ZM189 144H190V142H189ZM196 144H195V146H196ZM199 144H197L198 146H201V145H199ZM208 143H206V144H204V146H206ZM215 144V143H214ZM213 144V145H214ZM230 144H231V142H230ZM234 144V143H233ZM33 145V144H32ZM32 145H31V147H32ZM41 145V144H40ZM73 145V144H72ZM79 146H80V144H78ZM82 145V144H81ZM162 145V144H161ZM168 145V144H167ZM179 145V144H178ZM178 145H177V147H178ZM66 146H69L68 144H66ZM77 146V145H76ZM94 147H95V145H93ZM96 146H97V144H96ZM102 146V145H101ZM118 146V147H117ZM187 146H188V144H187ZM190 146V145H189ZM188 146V147H189ZM194 146V147H195ZM203 146V145H202ZM201 146V147H202ZM215 146H217V145H215ZM73 147H74V145H73ZM99 148H100V146H98ZM128 147H130L129 145H128ZM133 147H134V145H133ZM133 147H131L132 148V150H133ZM55 148V147H54ZM62 148V147H61ZM69 149H70V147H68ZM77 148V147H76ZM76 148H75V150H74V148H73V150L74 151H78V150H76ZM82 148V147H81ZM124 148V147H123ZM136 148V147H135ZM167 148H169V146L167 147ZM166 148V149H167ZM180 148V147H179ZM187 148V147H186ZM217 148V147H216ZM29 149V148H28ZM78 149V148H77ZM102 150H103V148H101ZM128 149V148H127ZM165 149V148H164ZM163 149V150H164ZM202 149H204V147L202 148ZM201 149V150H202ZM207 149H209V148H207ZM219 149H220V147H219ZM228 149H230L229 147H228ZM34 150V152L36 151L35 150V148L33 149ZM72 150V151H73ZM101 150V151H102ZM111 150V149H110ZM130 150V149H129ZM129 150H127V152L129 151ZM132 150H130L131 152H133ZM147 150V149H146ZM159 150V149H158ZM179 150H181V149H179ZM189 150H191V147H190V149ZM200 150V151H201ZM205 150V149H204ZM203 150V151H204ZM213 150V149H212ZM61 151V150H60ZM79 151H80V149H79ZM78 151V152H79ZM82 151V150H81ZM84 151V150H83ZM100 150L98 149V152H99ZM104 151V150H103ZM162 151V150H161ZM203 151H201V153L203 152ZM207 150H205L204 152H206ZM233 151V150H232ZM86 152V151H85ZM105 152V151H104ZM130 152V153H131ZM135 152V151H134ZM188 152H190V151H188ZM28 153H29V151H28ZM33 153V152H32ZM37 153V152H36ZM125 153V152H124ZM137 153V152H136ZM145 153H146V151H145ZM154 153V152H153ZM158 153V152H157ZM165 154H166V152H164ZM167 153H168V151H167ZM208 153H209V151H208ZM216 152H214L213 154L214 155H216L215 154ZM236 153V152H235ZM238 153V152H237ZM35 154V153H34ZM80 154V153H79ZM85 154V153H84ZM102 154V153H101ZM104 154V153H103ZM139 154V153H138ZM169 154V153H168ZM168 154L166 155V157L168 156ZM171 154V153H170ZM177 154V153H176ZM196 154H199V153H197L196 152ZM210 154V153H209ZM212 154V153H211ZM210 154V155H211ZM218 154V153H217ZM131 155V154H130ZM155 155V154H154ZM205 155V154H204ZM245 155V154H244ZM75 156V155H74ZM74 156H71V157H74ZM87 156V155H86ZM86 156H81L82 158L84 157H86ZM100 156V154L98 155V157ZM102 156V155H101ZM107 156V155H106ZM178 156V155H177ZM177 156H175L174 155V159H176V157ZM193 156V155H192ZM192 156H191V158H192ZM200 156H202L201 154H200ZM219 156V155H218ZM218 156H216V157H218ZM223 156V155H222ZM35 157H37V154H35ZM104 157V156H103ZM125 157V156H124ZM161 157V156H160ZM215 157V158H216ZM221 157V156H220ZM79 158H80V155H79ZM106 158H109L108 156L106 157ZM126 158V157H125ZM124 158V159H125ZM136 158V157H135ZM178 158V157H177ZM189 158H190V156H189ZM190 158V161L192 160ZM194 158V157H193ZM203 158H205V157H203ZM264 158V157H263ZM36 159V158H35ZM89 159V158H88ZM116 159V160H115ZM127 159V158H126ZM163 159V158H162ZM161 159V160H162ZM168 159V157L166 158V161H168L167 160ZM200 159V158H199ZM217 159V158H216ZM227 159V158H226ZM230 159V158H229ZM38 160V159H37ZM91 160V159H90ZM170 160V159H169ZM177 160V159H176ZM175 160V162H177V164H178V160L176 161ZM181 160V159H180ZM210 160V159H209ZM208 160V161H209ZM232 161H233V159H231ZM231 160H228V162H230ZM60 161H62V160H60ZM92 161V160H91ZM124 161V160H123ZM164 161V160H163ZM166 161H165V164H166ZM186 161H187V159H186ZM199 161V160H198ZM203 161V163L206 161H204V160H202ZM235 161H238L237 159H235ZM247 161H249V160H247ZM252 161V160H251ZM22 162H24V161H22ZM94 162V161H93ZM106 162H108V161H106ZM124 162H126L127 163V161L125 160ZM139 162V161H138ZM180 162V161H179ZM182 162V161H181ZM225 162V164L227 165V160H225L224 161ZM34 163H36V161L34 162ZM141 163H143V161L141 162ZM169 163V162H168ZM185 163V162H184ZM191 163V162H190ZM194 163V162H193ZM213 163V162H212ZM212 163H208L209 165H210V169L212 170V167H211V165H213ZM96 164V163H95ZM108 164V163H107ZM165 164H164V167H165ZM205 164V163H204ZM206 164H207V162H206ZM208 164H207V166H208ZM219 164V163H218ZM114 165H116V167H117V164H114ZM122 165H123V163H122ZM166 165H168V164H166ZM192 165V164H191ZM191 165H190V167H191ZM236 165V164H235ZM252 165H254V164H252ZM264 164H262V166H263ZM67 166H69V165H67ZM108 166V165H107ZM107 166H105V168L107 167ZM128 166H129V164H128ZM131 166H132V164H131ZM130 166V167H131ZM145 167H147V165H144ZM177 166V165H176ZM179 166V165H178ZM185 166V165H184ZM183 166V167H184ZM219 166H221V165H219ZM218 166V169L220 170V167ZM259 166V165H258ZM37 167V166H36ZM71 167V166H70ZM69 167V169H67V170H70L71 168H73V166L70 168ZM111 167V166H110ZM193 167H196V165L194 164V166ZM192 167V168H193ZM209 167V166H208ZM221 167H223V166H221ZM260 167V166H259ZM89 168V167H88ZM97 168V167H96ZM167 168V167H166ZM171 168V167H170ZM185 168V167H184ZM231 168V167H230ZM238 168V167H237ZM91 169V168H90ZM107 169V168H106ZM210 169H209V171H210ZM228 169V168H227ZM260 169V168H259ZM261 169H262V167H261ZM98 170V169H97ZM108 170V169H107ZM134 170V169H133ZM135 170L137 171V169L135 168ZM166 170V172H167V169H164V171ZM169 170V169H168ZM177 170V169H176ZM193 170V169H192ZM196 170H197V168H196ZM242 170V169H241ZM91 171H92V169H91ZM109 172H110V169L108 170ZM115 171V170H114ZM132 171V170H131ZM148 171V170H147ZM158 171V170H157ZM163 171V170H162ZM179 171V170H178ZM195 171V170H194ZM192 172V171H190V172H192L193 174L196 172ZM213 171V170H212ZM222 171V170H221ZM221 171H218V172H221ZM230 171V170H229ZM237 171H238V169H237ZM40 172V171H39ZM59 172H60V169H59ZM94 172V171H93ZM93 172H91V173H93ZM133 172V171H132ZM149 172V171H148ZM151 172V171H150ZM199 172H202L201 171V167H200V171ZM211 172V171H210ZM260 172V171H259ZM60 173H62V172H60ZM59 173V174H60ZM97 173H98V171H97ZM116 173V172H115ZM136 173V172H135ZM139 173V172H138ZM164 173V172H163ZM181 173V172H180ZM186 173V172H185ZM229 173H231V172H229ZM233 173V172H232ZM243 173V172H242ZM247 173V172H246ZM152 174V173H151ZM183 174V173H182ZM193 174H191V176H195V175H193ZM210 174V173H209ZM259 174V173H258ZM61 175V174H60ZM94 175H95V173H94ZM97 175V174H96ZM113 175V174H112ZM146 175V174H145ZM163 175V174H162ZM174 175V174H173ZM187 175V174H186ZM186 175H185V177H186ZM224 175V174H223ZM235 175V174H234ZM244 175V174H243ZM62 176H64L65 177V175L63 174ZM115 176V175H114ZM166 176H167V174H166ZM168 176H169V174H168ZM171 176V175H170ZM190 176V180H191V177ZM210 176H212V175H210ZM241 176V175H240ZM249 176V175H248ZM92 177V176H91ZM98 177V176H97ZM108 177V176H107ZM116 177V176H115ZM120 177V176H119ZM118 177V179H121V178H119ZM122 177V176H121ZM143 177V176H142ZM236 177V176H235ZM66 178V177H65ZM64 178V179H65ZM70 178V177H69ZM161 178V177H160ZM167 178V177H166ZM202 178H203V173H202ZM201 178V179H202ZM232 178H233V176H232ZM93 179V178H92ZM97 179V178H96ZM196 179V178H195ZM212 179V178H211ZM213 179H214V177H213ZM234 179V178H233ZM258 179V178H257ZM95 180V179H94ZM98 180V179H97ZM152 180V179H151ZM165 178H164V182H165ZM64 180L62 179V181L61 182H63ZM113 181H114V179H113ZM123 181V180H122ZM146 181V180H145ZM155 181V180H154ZM168 181V180H167ZM196 180H194V182H191V183H196L195 182ZM201 181H203V179L201 180ZM232 181V180H231ZM234 181V180H233ZM259 181V180H258ZM107 182V181H106ZM115 182V181H114ZM157 182V181H156ZM163 182V184L165 185V183ZM184 182V181H183ZM188 182H189V180H188ZM209 182H211L210 181V179H209ZM208 182V183H209ZM217 182H219L220 183V185H221V182L220 181H216V182H214L215 184H214V186L217 184H219V183H217ZM235 182V181H234ZM233 182V184H235ZM263 182V181H262ZM97 183H98V181H97ZM97 183H96V185H97ZM121 183V182H120ZM120 183H118V185L120 184ZM168 183H169V181H168ZM264 183V182H263ZM108 184V183H107ZM122 184V183H121ZM120 184V185H121ZM144 184V183H143ZM150 184V183H149ZM183 184V183H182ZM189 184V183H188ZM210 184V183H209ZM258 184V183H257ZM154 184H152V186H153ZM157 185V184H156ZM163 185V186H164ZM220 185H218L219 187H220ZM263 185V184H262ZM34 186V185H33ZM59 186V185H58ZM90 186V185H89ZM108 186V185H107ZM122 186H123V184H122ZM128 186H129V184H128ZM145 186V185H144ZM155 186V185H154ZM163 186H161V187H163ZM166 186V185H165ZM255 186H256V184H255ZM258 186V185H257ZM38 187V186H37ZM42 187V186H41ZM47 187H49V186H47ZM94 187V186H93ZM92 187V188H93ZM120 187V186H119ZM125 187V186H124ZM148 187H151V184L148 186ZM160 187V188H161ZM196 187H197V184H196ZM226 187V186H225ZM260 187H262V186H260ZM259 187V188H260ZM65 188V187H64ZM90 188H91V186H90ZM159 188V189H160ZM166 188V187H165ZM175 188V187H174ZM183 188V187H182ZM192 188V187H191ZM198 188V187H197ZM209 188V187H208ZM224 188V187H223ZM236 188V187H235ZM254 188V187H253ZM49 189V188H48ZM98 189V188H97ZM109 188H107V191L109 192L110 191V189L108 190ZM119 189H121V188H119ZM126 189V188H125ZM153 189H155V187L153 188L152 187V190ZM156 189H158V187L156 188ZM158 189V190H159ZM179 189V188H178ZM190 189V187H188V190ZM193 189V188H192ZM210 189L211 190H213L212 189V186L210 187ZM240 188H238V190H239ZM251 189V188H250ZM90 190H93V189H90ZM89 190V191H90ZM124 190V189H123ZM166 190V189H165ZM198 190H199V188H198ZM223 190V189H222ZM221 190V191H222ZM94 191V190H93ZM97 191H99V189L97 190ZM151 191V190H150ZM157 191V190H156ZM155 191V192H156ZM180 191V190H179ZM240 191V190H239ZM259 191V190H258ZM155 192H153V193H155ZM159 192H160V190H159ZM166 192V191H165ZM163 190L161 191V193H160V196H159V198H160V201L162 202V201H164V199H165V196H166V193H165ZM191 192H193V190L191 191ZM211 192H213V191H211ZM148 193V192H147ZM157 193V192H156ZM188 193H189V191H188ZM195 193V192H194ZM193 193V194H194ZM0 194H1V192H0ZM58 194V193H57ZM95 194V193H94ZM93 194V195H94ZM110 194V193H109ZM138 194H140V193H138ZM184 194V193H183ZM192 194V196L194 197V195ZM214 194H216L215 192H214ZM29 195V194H28ZM38 195V194H37ZM187 195V194H186ZM202 194L200 193V196H201ZM226 195V194H225ZM245 195V194H244ZM57 196V195H56ZM109 196V195H108ZM126 196V195H125ZM138 196V198L139 197H141V199L140 200H143L142 198L144 197L143 196V194H141V196H139V195H137ZM168 196V195H167ZM185 196V195H184ZM211 196H212V194H211ZM251 196V195H250ZM204 197V196H203ZM224 197V196H223ZM55 198V197H54ZM58 198V197H57ZM97 198V197H96ZM108 198V197H107ZM110 198V197H109ZM119 198V203H120V209H117L116 211H114V215H115V213L116 212H118V215H120V219H119V221H120V223H118V225H117V223L115 224V226L114 227H112V225H110V224H108V222H101V225H100V227H99V224H98V227H97V229L99 230L98 232H96V230L97 229H95L94 227H96V225H89L90 227H87V231H85V233L83 234V233H81L83 236H79L78 234L76 235V234H74V226L72 227L71 225H70V223H69V225H68V222H71L72 224H73V222L72 221H68V220H70L69 218H67V220L65 219V221H66V223L63 221L62 222V224L63 225H61V223H59L60 224V226H64V228L62 227V229L64 230L66 227L68 228H66L65 230H67V234L66 235H64V236H62L63 238H61V240L63 239V241H61V243L62 242H64L65 243V241H67V243H70L72 246H78L79 247V250L78 249H72L71 247V249H72V256L71 255H69V259H68V263L67 264H118L116 261H118V257H117V254L118 253H112V251H109V252H107L106 250V248H105V246H107L106 245V243H112V242H115V241H117L118 240V242L120 241V239H122V237H124V235H125V237L128 239V237H129V231L131 230V228H134L133 226H135V225H133L132 223H134V222H129L126 218H129V217H127L126 216V214L127 215H129V213H125V208L123 207L124 206V203H122V201L120 200L121 199V196L120 197H118ZM170 198H172L171 196H170ZM169 198V199H170ZM184 198V197H183ZM191 198V197H190ZM59 199V198H58ZM57 199V200H58ZM94 199V198H93ZM111 199H112V196H111ZM186 199H188V196H187V198ZM194 199V198H193ZM225 199V198H224ZM98 200V199H97ZM114 200V199H113ZM146 200H148V199H146ZM189 200H191V199H189ZM222 200V199H221ZM56 201V200H55ZM109 201V200H108ZM149 201V200H148ZM166 201V200H165ZM184 201V200H183ZM211 201V200H210ZM37 202H38V200H37ZM41 202V201H40ZM113 201L111 200V202L110 203H112ZM161 202L160 203H158V206H157V210H156V214H157V217H156V220L153 222V224H152V227H151V229H150V232L148 233V234H146V236H142V240H143V243H142V245H141V247H142V249L140 250L141 252H140V254H138V255H136L137 253L133 250V248H132V244H129V247H127V250H126V252H125V248H124V252L125 253H127V257L129 256V260H128V262L126 263V264H264V214L263 213H261V214H254V213H252L251 211H250V209H252V208H257V207H260V208H262V207H264V202L262 201V200H259V199H249L248 200V203L247 204H245V206L246 207H248V209H246V212L244 213V214H242V215H237L235 212H233V211H230V212H228L229 214L227 215L226 213H220V214H218V216H219V218L221 217V219H219L218 220V225L216 224V223H211V225L209 226V227H207V228H204V226L202 225V224H200L201 223V221L199 220V219H201V218H199V219H197L198 218V213L200 214V212L197 210V213L196 212H191V215H189L187 218H185V219H183V220H185L186 221V224H185V226H180V223H179V221H181V220H179V215H178V217L177 218H175V220L173 221V220H167L166 218V213H165V209H163L164 207H162L161 206ZM191 202V201H190ZM195 202L196 203H198L199 204V199H198V201H196L195 200ZM195 202H193V204L195 203ZM208 202V201H207ZM2 203V202H1ZM109 203V204H110ZM164 203V202H163ZM162 203V204H163ZM166 203V202H165ZM169 203V202H168ZM181 203H182V201H181ZM211 203H214L215 205L218 203V201H211V202H209V204H211ZM41 204H43V203H41ZM109 204H107V205H109ZM115 204V203H114ZM153 204H156V203H153ZM152 204V205H153ZM170 204V203H169ZM175 204H177V203H175ZM190 204V203H189ZM208 204V205H209ZM237 205H238V202L236 203ZM1 205V204H0ZM113 205V204H112ZM149 205V204H148ZM186 205V204H185ZM202 205V204H201ZM200 205V206H201ZM111 206V205H110ZM109 206V207H110ZM114 206V205H113ZM177 206H179L178 204H177ZM190 206H192V205H190ZM196 206H197V204H196ZM39 207H40V205H39ZM116 207V206H115ZM216 207V206H215ZM111 208V207H110ZM155 208V207H154ZM182 208V207H181ZM191 209H192V207H190ZM201 208H203L202 206H201ZM216 208H218V207H216ZM237 208H239V207H237ZM100 209V208H99ZM112 209V208H111ZM168 209V208H167ZM166 209V210H167ZM197 209V208H196ZM215 209V208H214ZM146 210H147V212H148V209L146 208ZM145 210V211H146ZM155 210V209H154ZM170 210V209H169ZM182 210V209H181ZM204 210H205V207H204ZM209 210V209H208ZM208 210H206V212L208 211ZM112 210H110V212H111ZM145 211H144V213H145ZM238 211V210H237ZM39 212H40V210H39ZM41 212H43V211H41ZM54 212V211H53ZM56 212V211H55ZM154 212V211H153ZM152 212V213H153ZM169 212V211H168ZM201 212H202V210H201ZM205 212V217H207V213ZM34 213V212H33ZM48 213V212H47ZM46 213V214H47ZM84 213V212H83ZM171 213V212H170ZM169 213V214H170ZM174 213H175V211H174ZM181 213V212H180ZM179 213V214H180ZM36 214H37V210H36ZM52 214V213H51ZM86 214V213H85ZM96 214H98V213H96ZM113 213H110V215H112ZM147 214H149V213H147ZM204 214V213H203ZM44 215H45V213H44ZM44 215H42V216H44ZM62 215H65V214H61V217H62ZM76 215V214H75ZM87 215V214H86ZM91 215V214H90ZM89 214L87 215V217L88 216H90ZM114 215H113V217H114ZM182 215H183V212H182ZM181 215V216H182ZM42 216H41V219H43L44 221H45V218H42ZM54 216V215H53ZM52 216V217H53ZM58 216V215H57ZM78 216V215H77ZM92 216V215H91ZM149 216V215H148ZM180 216V217H181ZM201 216V215H200ZM199 216V217H200ZM60 217V216H59ZM67 217V216H66ZM68 217H69V215H68ZM94 217L96 218V217H98V216H95L94 215ZM132 217V216H131ZM183 217V216H182ZM213 217H214V215H213ZM213 217H211V218H213ZM27 218V217H26ZM48 218L50 219L51 217H49V215H48ZM86 218V217H85ZM99 218V217H98ZM136 218V217H135ZM134 218V219H135ZM152 215H151V219H150V217L148 218V219H150V220H152ZM196 218V219H195ZM31 219V218H30ZM55 219V218H54ZM100 219V218H99ZM98 219V220H99ZM117 219V220H118ZM132 219H133V217H132ZM203 219V218H202ZM215 219V218H214ZM47 220V219H46ZM53 220V219H52ZM59 220H63V219H61V218H59ZM85 220V219H84ZM114 220V219H113ZM117 220H116V222H117ZM136 221L138 220V218H136L135 219ZM144 220V219H143ZM217 220V219H216ZM48 221V220H47ZM51 221V220H50ZM49 221V222H50ZM54 221V220H53ZM82 221H83V219H82ZM99 221H101V220H99ZM111 221H112V219H111ZM118 221V222H119ZM176 221H178V222H176ZM33 222H34V224H35V221L33 220ZM33 222H31V225L33 224ZM41 222V221H40ZM55 222H56V220H55ZM144 222V221H143ZM145 222H147V221H145ZM204 222V221H203ZM211 222V221H210ZM57 223V222H56ZM79 223V222H78ZM95 223V222H94ZM138 223L140 224V221H138ZM138 223L136 224V225H138ZM142 223V222H141ZM168 223V224H167ZM183 223V222H182ZM206 223V222H205ZM83 224V223H82ZM90 224V223H89ZM119 224H121V225H119ZM143 224V223H142ZM194 224H195V227H192V226H194ZM36 225V224H35ZM43 225H44V222H43ZM45 225H46V222H45ZM132 225V226H131ZM53 226V225H52ZM76 226V225H75ZM119 226V227H118ZM148 226V225H147ZM28 227V226H27ZM39 227V226H38ZM47 227V226H46ZM46 227H44L43 228V230H45L46 229ZM40 228V227H39ZM52 228H54V227H52ZM76 228H78V226L77 227H75V230H76ZM85 228H86V226H85ZM141 228H143L142 226H141ZM150 228V227H149ZM48 229V228H47ZM57 229H58V227H57ZM81 229V228H80ZM80 229H79V231H80ZM84 229V228H83ZM93 229H95V232H92V230ZM143 229H145V227L143 228ZM146 229H148V228H146ZM31 230H32V227H31ZM42 230V231H43ZM65 230H64V232H65ZM54 231H56V230H54ZM54 231H52L53 232V234H55L54 233ZM77 231H78V229H77ZM82 231V230H81ZM136 231V230H135ZM144 231H146V230H144ZM27 232H28V230H27ZM57 232V231H56ZM61 232V231H60ZM64 232H61V233H63L64 234ZM75 233H76V231H75ZM144 233V232H143ZM146 233V232H145ZM144 233V234H145ZM28 234V233H27ZM30 234V233H29ZM37 234H39V233H37ZM60 234V233H59ZM62 234V235H63ZM47 236V234L45 233L44 234V236ZM50 235V234H49ZM61 235V234H60ZM54 236V235H53ZM139 236V235H138ZM19 237V236H18ZM30 237H32L31 236V234H30ZM48 237V236H47ZM124 237V239H126ZM20 238V237H19ZM41 238V237H40ZM139 238V237H138ZM56 239V238H55ZM59 239V238H58ZM12 240V239H11ZM28 240V239H27ZM26 240V241H27ZM32 240V239H31ZM44 240V239H43ZM135 240V242H136V239H134ZM15 241H16V238H15ZM24 241V240H23ZM30 241V240H29ZM46 241H48V243H49V240L47 239ZM126 241V240H125ZM34 242V241H33ZM122 242V241H121ZM120 242V243H121ZM134 242V241H133ZM16 243H18V241L16 242ZM24 243V242H23ZM22 243V244H23ZM60 243V244H61ZM125 243V242H124ZM128 243V242H127ZM59 244V245H60ZM138 245L140 244V243H137ZM17 245V244H16ZM15 245V246H16ZM19 245V244H18ZM17 245V247H16V250H17V254H19L20 252L22 253V249L23 248H21L20 246H18ZM43 245V244H42ZM49 245V244H48ZM63 245V244H62ZM65 245V244H64ZM63 245V246H64ZM68 245V244H67ZM66 245V246H67ZM110 245V244H109ZM122 245V244H121ZM123 245H125V244H123ZM23 246V245H22ZM35 246V245H34ZM55 246V245H54ZM57 246V245H56ZM70 246V245H69ZM28 247V246H27ZM46 247H47V245H46ZM58 247V246H57ZM121 247V246H120ZM43 248H45V247H42L41 249H43ZM48 248H50V245L48 246ZM61 248V247H60ZM70 248H69V250H70ZM77 248V247H76ZM27 249V248H26ZM32 249V248H31ZM24 250V249H23ZM28 250V249H27ZM26 250V251H27ZM48 249L46 248V251H47ZM61 250H62V248H61ZM76 250H78L79 251V253H80V255H81V258L79 257V260H78V258H77V261H79L78 263L73 259V255L74 254H76V255H78L77 253H78V251H76ZM121 250H122V248H121ZM29 251V250H28ZM27 251V252H28ZM57 251V250H56ZM63 251V250H62ZM75 251H76V253H75ZM26 252V253H27ZM50 252V251H49ZM67 252V251H66ZM122 252V251H121ZM121 252H120V256H121ZM7 253V252H6ZM40 253V252H39ZM43 253V252H42ZM48 253V252H47ZM63 253V252H62ZM74 253V254H73ZM125 253H123V254H125ZM32 254V253H31ZM30 254V255H31ZM49 254V253H48ZM50 254H52L51 255V257L53 256L54 257V252L53 253H50ZM64 254H65V250H64ZM63 254V255H64ZM68 254V253H67ZM122 254V255H123ZM129 254V255H128ZM22 255H25L26 256V254H24V253H22L21 254V256ZM34 255V254H33ZM58 255H59V253H58ZM79 255V256H80ZM7 256V255H6ZM25 256H23L24 257V259H26V257ZM40 256V255H39ZM50 255H48V257H49ZM94 256H97L98 257V262H96L95 261V259H94ZM19 257V259H20V256H18ZM29 257V256H28ZM27 257V258H28ZM34 257V256H33ZM123 257H125V256H123ZM8 260H11L12 259V263H10L9 262V264H16V263H18V261H19V259L17 260V261H15L14 260V258H12V256L9 254L8 255ZM39 258V257H38ZM40 258H43L42 256L40 257ZM39 258V259H40ZM45 258H46V256H45ZM50 258V257H49ZM57 258V256H55V259ZM22 259V258H21ZM20 259V260H21ZM24 259H22V260H24ZM31 259H32V257H31ZM30 258L28 259V260H31ZM36 259V258H35ZM35 259H33L34 261H35ZM124 259V258H123ZM172 259H175V262H173L172 261ZM44 259H42L41 261H43ZM46 260H48V259H46ZM61 260H62V258H61ZM27 260H24V262H26ZM32 261V260H31ZM45 261V260H44ZM50 261V260H49ZM53 261V260H52ZM55 261H57V259L55 260ZM23 261H21V262H19V263H22ZM24 262L22 263V264H24ZM48 262V261H47ZM64 262H67V261H65L64 260ZM64 262H62L61 261V263H63L64 264ZM126 262V261H125ZM32 263V262H31ZM49 263H51V262H49ZM53 263V262H52ZM56 263V262H55ZM54 263V264H55ZM33 264V263H32ZM47 264V263H46ZM124 264V263H123Z\"/></svg>","mask_w":264,"mask_h":264}]
</instances>
